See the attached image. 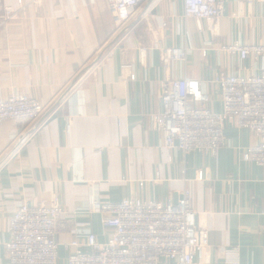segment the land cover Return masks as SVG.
<instances>
[{
	"label": "crops",
	"instance_id": "crops-1",
	"mask_svg": "<svg viewBox=\"0 0 264 264\" xmlns=\"http://www.w3.org/2000/svg\"><path fill=\"white\" fill-rule=\"evenodd\" d=\"M224 1L211 32L206 20L185 17L184 0H154L148 9L145 0L109 44L116 28L107 0H0V21L7 7L16 11L0 26V99L18 92L49 105L36 120L0 125V264H9V218L25 201L60 195L68 214L58 226V264H68L73 248L65 244L79 229L100 242L111 233L89 211L93 200L176 202L186 190L198 227L209 231V264H228L224 250L233 247L243 264H264V167L242 159L254 132L230 125L217 155L185 153L167 148L153 121L165 81L199 78L210 95L204 105L219 111L217 71H257L255 59L220 48L264 43V0ZM163 47L185 48L186 61L164 64Z\"/></svg>",
	"mask_w": 264,
	"mask_h": 264
},
{
	"label": "built area",
	"instance_id": "built-area-1",
	"mask_svg": "<svg viewBox=\"0 0 264 264\" xmlns=\"http://www.w3.org/2000/svg\"><path fill=\"white\" fill-rule=\"evenodd\" d=\"M18 1L23 6V0ZM107 1L115 22L114 33H117L132 20L145 0ZM184 1L186 18L206 20L211 32L217 30L225 10L224 0ZM39 2L33 0L35 4ZM15 17L16 11L7 7L0 26ZM208 50L201 49L204 57ZM220 50L242 61L253 58L259 62V67L253 73L232 72L226 68L217 71L212 84L218 88L219 111L204 105L210 95L199 78L185 76L163 82L160 95L163 110L154 114V127L164 134V144L170 150L199 151L213 156L226 145L228 126L249 129L256 135L257 142L245 148L242 159L264 167V43L234 42L221 46ZM187 55L183 47L161 48L162 61L166 65L184 62ZM48 107L33 96L15 92L0 99V125L7 120H36ZM198 177H204L202 170ZM139 184L143 187L144 180ZM88 209L102 214L103 224L111 233L106 241L100 242L90 228L79 229L76 238L65 244L73 248L68 264L210 263L209 231L198 227L188 190L176 202L137 197L117 203L95 199ZM67 214L58 193L53 194L49 202L20 203L8 223L11 233L6 242L9 264H58V226ZM224 253L231 255L228 264H243L238 248L224 250Z\"/></svg>",
	"mask_w": 264,
	"mask_h": 264
},
{
	"label": "water",
	"instance_id": "water-1",
	"mask_svg": "<svg viewBox=\"0 0 264 264\" xmlns=\"http://www.w3.org/2000/svg\"><path fill=\"white\" fill-rule=\"evenodd\" d=\"M153 1H154V0H149L146 9H148V8L150 7V5L153 3ZM130 22H131V21H129V22L127 23V25H126L123 29L119 30L117 33L114 34V38H113L112 40H110L109 44H112V43H113V42H114V41H115L120 35H122V34L125 32L126 27L130 24ZM65 93H66V92H65ZM65 93H64L63 95H65ZM58 101L60 102V99H59ZM26 135H27V134H26ZM22 137H24V136H22ZM20 140L22 141V138H21Z\"/></svg>",
	"mask_w": 264,
	"mask_h": 264
}]
</instances>
